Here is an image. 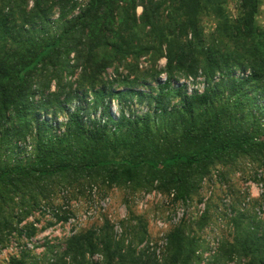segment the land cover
Listing matches in <instances>:
<instances>
[{
  "label": "trees",
  "instance_id": "1",
  "mask_svg": "<svg viewBox=\"0 0 264 264\" xmlns=\"http://www.w3.org/2000/svg\"><path fill=\"white\" fill-rule=\"evenodd\" d=\"M236 1L231 18L227 0H0V254L11 239L36 236L27 222L36 213L70 220L52 205L59 186L154 190L185 204L216 167L264 162L261 0ZM188 80L202 91H188ZM253 206L222 216L233 231L214 264H264V221ZM129 219L127 243L106 221L51 258L23 247L7 264L200 262L191 225L167 234L158 262L137 251L146 221Z\"/></svg>",
  "mask_w": 264,
  "mask_h": 264
},
{
  "label": "rangeland",
  "instance_id": "2",
  "mask_svg": "<svg viewBox=\"0 0 264 264\" xmlns=\"http://www.w3.org/2000/svg\"><path fill=\"white\" fill-rule=\"evenodd\" d=\"M227 10L231 18H236L237 1L227 0ZM140 12L138 8L137 14ZM257 23L264 28V0H261ZM204 27L210 32L213 24L204 22ZM164 64V60H161L160 67ZM146 66V61L142 59L140 68ZM119 72L126 74L123 68H120ZM112 74L113 70H109L107 77L109 75V78L113 79ZM181 83H185L190 92L193 89L202 91L200 83L193 85L190 80L181 81ZM260 170L264 176V162L257 163L248 159H242L232 167H216L204 180L197 196L190 201V206L178 223L173 222V215L176 214L178 205L171 204L167 195L154 190L133 193L129 188L106 189L96 185L91 190L88 186L81 189L59 186L52 197V205L62 209L61 211L70 212V220L67 223L55 224V220L48 215L49 213H36L27 221L38 230L36 236L30 241L11 239L6 249L0 254V264H7L11 256H18L23 247L39 259H42L43 255L51 258L52 255L62 252L67 238L90 229H99L106 221L112 227L113 237L116 240L125 239L127 243L131 241L129 227L136 226L135 222L130 221V215L141 218L147 223V238L137 245L138 252L153 254L158 262H162L166 256L167 234L184 222L191 225L192 230L196 232L199 244L203 246V250L198 251L203 254L207 252L209 238L218 236L219 247L215 255L209 258V262L214 264V258L218 255L223 238H228L233 231L230 222L229 224L224 219L218 222L221 201L228 198L231 206L238 212H241L242 199L247 197L251 198L250 205H254L253 209L264 205V191L260 193L256 184V174ZM204 214L208 217V221L204 227L197 230L195 223ZM258 220L264 221V217ZM48 248H51V253ZM198 258L200 259V262L197 260L198 264L204 263L201 257ZM93 260L99 262L101 258L95 256ZM219 264H245V262L239 258H233Z\"/></svg>",
  "mask_w": 264,
  "mask_h": 264
},
{
  "label": "built area",
  "instance_id": "3",
  "mask_svg": "<svg viewBox=\"0 0 264 264\" xmlns=\"http://www.w3.org/2000/svg\"><path fill=\"white\" fill-rule=\"evenodd\" d=\"M256 179H257V189L259 190L260 193H263L264 191V176H263V172L260 170L257 172L256 174ZM262 180V181H259ZM174 195L170 194L168 196L169 201L171 204H173L172 199H173ZM252 202L250 197L244 198L241 203H240V211L241 212H246L249 211V207H250V203ZM175 206L178 205L176 208V214L173 215V222L174 223H178L181 218L183 217V215L185 214L187 208L190 206V201H187L185 204H174ZM230 201L228 198L224 199L221 201V205L218 209L219 211V218H218V222H221L223 217L222 216H227L230 217L231 216V210H230ZM253 215L257 218V219H263L264 217V205H259L256 208L253 209ZM208 249L206 253H202L201 251H198L196 253L197 257H201L202 258V262L204 261V263H208L209 258L213 255H215L218 247H219V238L216 235L215 237H211L208 240ZM157 256H159V253H157Z\"/></svg>",
  "mask_w": 264,
  "mask_h": 264
}]
</instances>
